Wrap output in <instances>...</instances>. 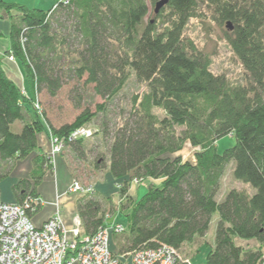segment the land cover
Here are the masks:
<instances>
[{"label":"trees","instance_id":"trees-1","mask_svg":"<svg viewBox=\"0 0 264 264\" xmlns=\"http://www.w3.org/2000/svg\"><path fill=\"white\" fill-rule=\"evenodd\" d=\"M204 6L218 23H231L226 38L244 67V82L213 72L210 54L186 35L191 19L205 16ZM0 7L19 12L10 53L32 87L30 92L25 86L24 93L0 56V180L17 160L40 148L42 132L53 133L66 138L65 149L78 158L97 152L94 168L121 178L118 209L126 229L113 237L123 234L115 245L119 252L162 244L181 250L205 237L218 213L215 242L203 264H264V0H169L148 20L147 0H53L48 10L0 0ZM70 73L86 76L91 97L103 101L55 126L39 94L46 88L55 95ZM132 79L144 88L134 92L111 129L109 105ZM100 115L102 125L93 123ZM88 124L104 141L90 147L87 138L69 140L73 130ZM230 134L236 142L220 151L217 142ZM187 142L199 148L195 161L179 154ZM232 162L235 178L254 191L233 187L219 201L221 179ZM53 169L52 157L41 154L32 180L40 183ZM134 178L160 181L134 199L129 194ZM14 188L19 202L39 198L29 179ZM108 206L115 213L116 202L97 191L80 198L79 215L88 234L110 224ZM237 238L257 239L260 246L244 247Z\"/></svg>","mask_w":264,"mask_h":264},{"label":"rangeland","instance_id":"rangeland-1","mask_svg":"<svg viewBox=\"0 0 264 264\" xmlns=\"http://www.w3.org/2000/svg\"><path fill=\"white\" fill-rule=\"evenodd\" d=\"M147 1L149 4V14L146 17V20L153 19L155 17L156 7V4L153 3L152 0ZM52 3L53 0H47V3L44 5V7L47 9ZM203 8L207 14L205 11H202L205 14L204 17L191 19L186 28V35L191 38L197 46L203 48L210 54L211 69L213 72L225 74L232 83L244 82L246 78L244 67L241 64L239 58L232 51L226 38V33L233 31V27L228 26V23L226 22L221 24L218 23L212 18L210 14L211 12L207 9L208 7L204 6ZM85 79L86 76L81 79H77L73 73H70L69 75L64 76V83L55 95H51L46 88L40 91L39 95L44 105L46 117L53 125L60 126L63 123L72 122L83 109L90 107L91 110H95L96 104L103 101L102 97L99 95H95L94 98L91 97L92 92H88L86 89ZM26 82L28 90L32 92L31 82L28 78ZM143 88L144 84H138L132 79L120 92V94L112 100L113 102H111L109 105V114L107 118V120H111V129L115 127L116 122L121 120V114L128 110L131 96L134 94V92L142 91ZM79 97H81L80 102ZM154 111L160 116L164 115V111L159 108H155ZM102 120L103 117L100 115L94 119L93 123L102 125ZM99 141H104L102 135L99 133L88 139L90 147L93 146L92 144ZM235 142V137L230 134L219 139L217 145L219 150L223 151L225 148L232 146ZM198 149V147H194L190 144V142H187L184 146V149L181 150L179 154H181L185 160L195 161V152ZM62 153L67 160L68 168L73 174L74 180H79L84 184L95 185V183L100 182L105 178L106 169L96 170L93 166V161L99 155L97 152L88 153L87 157L82 158H78L77 155L74 152H71L69 148H66ZM233 166V162L227 166L221 179L220 189L216 197L219 201L223 200L228 190L233 187L248 186L251 191H254V188L251 187V185L235 178L233 175ZM156 181L158 182V180ZM148 184L149 181L146 180L143 184L137 185L138 195L140 197L148 190ZM109 187V194L113 193L109 199L114 200L117 206L115 208L116 211H114L115 213L111 212L110 206L107 207L106 218L113 216V219L116 218L117 220H121V222H125L122 212L118 209L119 202H121L119 201L120 188L117 186V184L114 186L112 183L109 184ZM134 197L136 198V195ZM218 218L219 214L215 213L212 217L205 237H199L191 244L183 246L181 250L184 259L191 261L193 264L204 263L211 248V245L209 244H213L215 242ZM122 235L123 234L118 235V239H120ZM118 239H113L114 248H116L115 245ZM74 264L78 263L76 262Z\"/></svg>","mask_w":264,"mask_h":264},{"label":"built area","instance_id":"built-area-1","mask_svg":"<svg viewBox=\"0 0 264 264\" xmlns=\"http://www.w3.org/2000/svg\"><path fill=\"white\" fill-rule=\"evenodd\" d=\"M68 0H60V2ZM58 3H54V9ZM14 60L13 54L9 56ZM23 92L27 93L26 87ZM37 106L40 107L39 102ZM40 112L41 107H40ZM92 125L76 128L69 134V140L90 139L95 134ZM66 138L50 133V150L48 156L53 161L66 147ZM145 178H134L130 182L143 184ZM119 188L122 183H117ZM72 193L94 195L96 187L74 180L69 186ZM42 204L40 198L25 197L23 202H8L0 199V261L3 264H193L184 259L181 250L162 244L157 248L135 249L121 253L113 247L114 234L123 233L126 226L123 222L112 219L106 227L99 228L93 234L81 235L80 225L73 230V238L68 237L61 213L58 210L42 225H36L31 211H36ZM203 264V263H201Z\"/></svg>","mask_w":264,"mask_h":264},{"label":"crops","instance_id":"crops-1","mask_svg":"<svg viewBox=\"0 0 264 264\" xmlns=\"http://www.w3.org/2000/svg\"><path fill=\"white\" fill-rule=\"evenodd\" d=\"M7 3H13L23 5L29 9L40 8L48 10L52 5L50 4L46 9L47 0H4ZM52 1V0H51ZM18 11L12 9L7 12L5 8L0 7V56L3 59L4 68L6 73L21 86H27V77L18 59L10 60L9 54L12 49V27L15 22L19 20ZM40 148L33 150L28 156L23 159L17 160L10 175L7 178L0 180V199L8 202H19L20 198L16 192L15 184L23 178L31 181V189L35 190L36 194L42 200L40 207L32 213L33 222L40 226L49 218H51L58 210L61 213V217L65 228L68 230V237L73 238V230L80 225L81 235H87V231L83 225V222L79 215V200L83 195L81 193H72L69 191V186L73 183L74 177L70 172L65 156L63 153L58 154L54 159L53 171H47L42 178L41 182L35 184L32 180V172L35 166V159L41 154L49 152L51 144L49 141V134L42 132L39 135ZM149 181L148 187L152 183H156L155 179L147 178ZM156 181V182H155ZM160 180H158L159 182ZM121 182V178H115L112 173L106 169L105 178L95 183L97 195L101 197H110L109 184L114 186ZM136 186V187H135ZM23 193V191H21ZM129 194L138 199V187L135 184L129 182ZM144 194V193H143ZM142 194V195H143ZM136 195V198L134 197ZM239 245L244 247L257 248L260 243L257 239L243 240L241 238L236 239Z\"/></svg>","mask_w":264,"mask_h":264},{"label":"water","instance_id":"water-1","mask_svg":"<svg viewBox=\"0 0 264 264\" xmlns=\"http://www.w3.org/2000/svg\"><path fill=\"white\" fill-rule=\"evenodd\" d=\"M169 0H158L155 7V12H159V10L168 3ZM228 26H232L230 22H228Z\"/></svg>","mask_w":264,"mask_h":264},{"label":"bare ground","instance_id":"bare-ground-1","mask_svg":"<svg viewBox=\"0 0 264 264\" xmlns=\"http://www.w3.org/2000/svg\"><path fill=\"white\" fill-rule=\"evenodd\" d=\"M11 55V53L9 54V56Z\"/></svg>","mask_w":264,"mask_h":264}]
</instances>
